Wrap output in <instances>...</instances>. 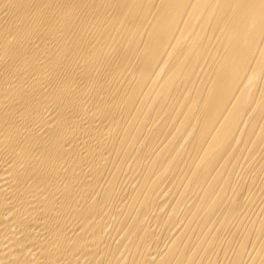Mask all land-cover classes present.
Here are the masks:
<instances>
[{
    "label": "bare ground",
    "instance_id": "bare-ground-1",
    "mask_svg": "<svg viewBox=\"0 0 264 264\" xmlns=\"http://www.w3.org/2000/svg\"><path fill=\"white\" fill-rule=\"evenodd\" d=\"M0 264H264V0H0Z\"/></svg>",
    "mask_w": 264,
    "mask_h": 264
}]
</instances>
